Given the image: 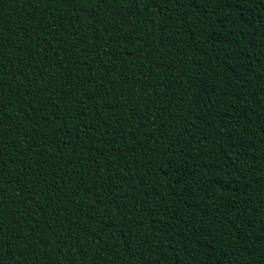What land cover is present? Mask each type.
Masks as SVG:
<instances>
[{"label":"trees","instance_id":"1","mask_svg":"<svg viewBox=\"0 0 264 264\" xmlns=\"http://www.w3.org/2000/svg\"><path fill=\"white\" fill-rule=\"evenodd\" d=\"M0 264H264V0H0Z\"/></svg>","mask_w":264,"mask_h":264}]
</instances>
